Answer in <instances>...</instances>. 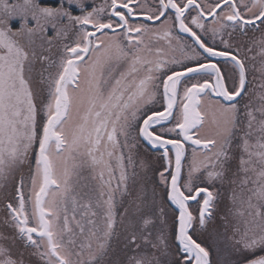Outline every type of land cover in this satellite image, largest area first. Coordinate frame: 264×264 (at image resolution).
<instances>
[{
  "label": "snow or ice",
  "instance_id": "obj_1",
  "mask_svg": "<svg viewBox=\"0 0 264 264\" xmlns=\"http://www.w3.org/2000/svg\"><path fill=\"white\" fill-rule=\"evenodd\" d=\"M0 212V264H264V0H0Z\"/></svg>",
  "mask_w": 264,
  "mask_h": 264
},
{
  "label": "rangeland",
  "instance_id": "obj_2",
  "mask_svg": "<svg viewBox=\"0 0 264 264\" xmlns=\"http://www.w3.org/2000/svg\"><path fill=\"white\" fill-rule=\"evenodd\" d=\"M96 2L99 3V2H101V0H96ZM48 6H51V5H48ZM145 155H147V157L149 159H152V160H155L156 159V157L153 156L152 152L149 151V150L145 152ZM225 195H227V193H225ZM225 202H227V201H225ZM0 214H2V212H0Z\"/></svg>",
  "mask_w": 264,
  "mask_h": 264
},
{
  "label": "trees",
  "instance_id": "obj_3",
  "mask_svg": "<svg viewBox=\"0 0 264 264\" xmlns=\"http://www.w3.org/2000/svg\"><path fill=\"white\" fill-rule=\"evenodd\" d=\"M45 5L58 6L59 0H43Z\"/></svg>",
  "mask_w": 264,
  "mask_h": 264
},
{
  "label": "flooded vegetation",
  "instance_id": "obj_4",
  "mask_svg": "<svg viewBox=\"0 0 264 264\" xmlns=\"http://www.w3.org/2000/svg\"><path fill=\"white\" fill-rule=\"evenodd\" d=\"M168 126H170V125H168ZM149 151H151V152H152V150H149Z\"/></svg>",
  "mask_w": 264,
  "mask_h": 264
}]
</instances>
